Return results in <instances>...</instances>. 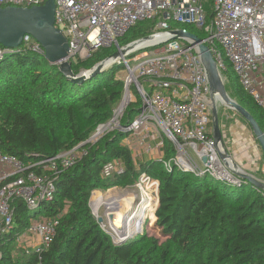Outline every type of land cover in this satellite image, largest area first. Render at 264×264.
Returning a JSON list of instances; mask_svg holds the SVG:
<instances>
[{"label": "trees", "instance_id": "1", "mask_svg": "<svg viewBox=\"0 0 264 264\" xmlns=\"http://www.w3.org/2000/svg\"><path fill=\"white\" fill-rule=\"evenodd\" d=\"M154 23L155 19L137 22L118 40L119 46L150 34ZM184 27L203 38L193 26ZM115 51L99 49L90 58L71 63L72 70L89 69ZM223 62V81L262 130L264 112L241 88L229 62ZM118 67H122L118 62L109 63L100 73L74 83L56 64L23 46L0 59L2 152L27 162L76 146L85 151L54 180L51 201L42 200L36 207L13 202L14 225L0 238V264H264L262 188L246 181L231 185L174 165L166 168L164 160L176 154L166 139L162 159L139 163L127 146L130 135L124 137L120 127L108 128L96 142H87L112 118L121 99L124 81L115 76ZM140 106L135 102L127 106L120 126L129 124ZM113 160L121 163L122 171L103 175V166ZM142 172L159 183L158 205L144 218L147 228L158 230V235L142 233L115 242L92 215L90 195L97 189L131 185ZM61 209L65 214L53 241L39 257L15 245V236L31 218L53 216Z\"/></svg>", "mask_w": 264, "mask_h": 264}, {"label": "built area", "instance_id": "2", "mask_svg": "<svg viewBox=\"0 0 264 264\" xmlns=\"http://www.w3.org/2000/svg\"><path fill=\"white\" fill-rule=\"evenodd\" d=\"M45 1L0 0V7H30ZM54 2V26L67 41L65 60L71 63L88 59L99 49L115 47L117 50L120 47L118 40L137 22L155 19L152 32L146 35L151 38L139 45H146L149 51L143 50L119 61L125 71L124 91L131 98L133 86L141 100L140 110L128 128L140 136L156 134L159 138L155 147L148 144L140 154L150 157L155 148L162 159L161 148L166 139L176 151L174 157L164 160L166 168L174 165L182 171L222 181L223 177H234L235 171L229 165L232 158L224 152L220 157L212 136L210 88L197 45L170 37L172 31H188L184 26H193L203 34L200 39L208 46L219 70L224 69L223 60H227L241 88L264 112V0H212L211 8L206 10L203 0ZM163 40L166 42L160 44ZM21 46L41 55L44 53L31 36H24ZM137 50L136 47L133 52ZM4 51L0 45V59L6 54ZM262 133L264 135V128ZM79 150L76 146L23 162L0 149V238L13 228V202L21 200L28 207H36L42 200L51 201L55 192L54 180L79 161L85 153ZM203 156L207 158L206 162L202 161ZM120 171L121 163L113 160L103 166L102 173L110 175ZM158 184L157 179L142 172L135 185L146 192L139 200L135 218L140 213L147 215L151 210L154 214ZM64 214L65 209H61L53 216L31 218L27 227L15 236L18 241L15 245L39 257L50 247ZM139 231H144L142 224L132 232Z\"/></svg>", "mask_w": 264, "mask_h": 264}, {"label": "water", "instance_id": "3", "mask_svg": "<svg viewBox=\"0 0 264 264\" xmlns=\"http://www.w3.org/2000/svg\"><path fill=\"white\" fill-rule=\"evenodd\" d=\"M54 13V0H46L42 5H33L30 7H0V45L4 48V52L6 54L12 53L15 49L22 45L24 36H31L43 48V57L48 63L57 64L58 71L62 75L74 83H80L87 77H92L103 71L106 66H108L105 61L111 59L112 62H110V64L114 62L119 63L121 58L132 57L138 54L139 51L148 49L146 45H139L145 40L150 39V36H146L142 39L140 38L126 45L120 46L110 57L94 64L91 68L74 72L71 67V62L65 60V58L68 56V44L65 37L54 26ZM170 39H186L188 42L197 45L209 83L211 114L210 123L212 136L216 142L220 157H223V152L226 154V156H228V151L224 145L218 120V96H220L226 102L223 104L224 106L236 111L250 125L255 139L259 143L264 154V135L262 130L256 123L253 116L227 93L222 75L217 65V61L213 57L208 46L205 45L199 37L184 30L172 31V36ZM165 42L166 41L163 40L160 42V44ZM136 47L138 50L133 52V49ZM206 159L207 158L205 156L202 157L203 162H206ZM172 167L173 165L171 168ZM222 179L224 182L231 185H238L242 181H246L251 185L264 190V181H260L253 175L247 174L245 172L235 171L234 177H223ZM158 188L159 184L157 187V194ZM102 220V217H98L97 222L100 223ZM115 220V217L111 215V227L114 231H116L120 242L134 236L133 232L128 231L127 228L124 227L122 224L124 221L118 224Z\"/></svg>", "mask_w": 264, "mask_h": 264}, {"label": "rangeland", "instance_id": "4", "mask_svg": "<svg viewBox=\"0 0 264 264\" xmlns=\"http://www.w3.org/2000/svg\"><path fill=\"white\" fill-rule=\"evenodd\" d=\"M211 1L212 0H203V6L205 10L211 8ZM77 63L79 62L77 61ZM115 76L121 79L125 77V71L122 67H118L116 69ZM224 83H226V81H224ZM226 87L228 91L227 93L238 101V99L234 96L233 92L229 89L227 83ZM130 94H132L131 98L127 96V92H123L121 99L114 107L112 118L105 124H100L97 127L96 131L93 132L89 137L92 143L96 142L104 134L107 128L113 129L116 127H120L121 131L124 133V137H127V135L131 133V129L128 128L129 124L125 126H120V120L127 106H129L133 102L141 103V100L139 94L136 93V90L133 86L132 88H130ZM218 120L224 145L230 157L232 158L231 166L237 171L245 172L250 175H252L251 172H254L258 179H262V181H264V154L261 150L259 143L255 139L250 125L236 111L224 106L220 101L218 103ZM143 131L146 132L145 130ZM139 136L140 134L136 132L131 133L130 138L127 139L128 143L132 139L133 142H137ZM80 151L82 150H79V152ZM137 157L141 159V157ZM159 159L160 157L158 156L153 158V160L156 161H159ZM233 160L240 167L235 164ZM141 175L142 173L138 175L136 181H138ZM136 181L133 184L127 185L125 187L116 185L107 190H93L90 195L89 205L92 215L96 220L98 219V217H102L103 220L99 223L100 227L104 231L109 233V235H111L113 241L115 242L119 241V238L116 234V231H114L111 227V215L115 217V221L118 224L124 221L122 224L124 225V227H127V230L130 232L138 230L142 224L144 228L143 233H147L148 235H158V230H150L149 228L144 227L145 222L143 221V219L146 217L145 213H140L135 218V215L137 214L138 210L137 207L140 203L139 200L143 198L142 196L144 195V191L146 192L143 187L142 190L137 188V186L135 185ZM97 195L100 197V202L98 203L97 207H94V202L96 201ZM141 234V231H139L138 233H135L134 236ZM14 243L16 244L18 243V241H16L15 239ZM28 243H30V241H28Z\"/></svg>", "mask_w": 264, "mask_h": 264}, {"label": "crops", "instance_id": "5", "mask_svg": "<svg viewBox=\"0 0 264 264\" xmlns=\"http://www.w3.org/2000/svg\"><path fill=\"white\" fill-rule=\"evenodd\" d=\"M132 142H133V139L130 140L129 143H127V146L132 151V156H133V158L135 160V163H139L141 161H148V160H151V159L155 158L156 156L159 157V151L157 149H155V148L151 151L152 156H150V157L149 156L146 157L145 155L140 154V153H143L144 147L146 145L150 144L153 147H155V145H157V143H159V138H158V136L156 134H151V135L144 134L143 136L139 137L137 142H133V143ZM136 154H138L137 156L141 157V159H139L137 156H134ZM234 163L237 164L235 161H234ZM251 173L256 179H258L256 177V174H254V172H251ZM258 180L262 181V179H258Z\"/></svg>", "mask_w": 264, "mask_h": 264}, {"label": "bare ground", "instance_id": "6", "mask_svg": "<svg viewBox=\"0 0 264 264\" xmlns=\"http://www.w3.org/2000/svg\"><path fill=\"white\" fill-rule=\"evenodd\" d=\"M110 62H112L111 59L105 61L106 64H109ZM218 99H219L218 101H220L222 104H225V103H226V102H225L220 96H218ZM229 165H230V167H231L234 171H236V170L231 166V160H230V162H229ZM236 172H240V171H236ZM99 202H100V197L97 195V197H96V201L94 202V203H95V206H94V207H97Z\"/></svg>", "mask_w": 264, "mask_h": 264}]
</instances>
